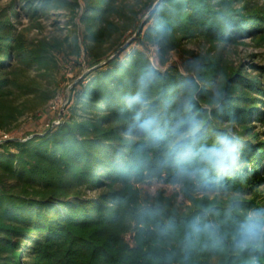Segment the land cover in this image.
<instances>
[{
    "label": "trees",
    "instance_id": "obj_1",
    "mask_svg": "<svg viewBox=\"0 0 264 264\" xmlns=\"http://www.w3.org/2000/svg\"><path fill=\"white\" fill-rule=\"evenodd\" d=\"M235 2L161 0L136 40L165 53L183 40L230 43L264 29V5L247 2L238 8ZM84 5L80 43L90 70L87 82L75 89L69 115L44 133L0 142V264H161L163 259L155 256L160 250H169L180 264H209L201 260L204 243L222 258L217 264H264V248L230 253L236 248L229 228L234 218L226 211L216 213L217 220H227L217 231L199 211L180 219L161 214L169 229L158 233L161 241L153 250L144 249L149 241L141 239L135 245L121 243L114 227L126 209H137L134 219L141 224L158 218L157 212L134 204V183L154 167L186 183L195 180L204 190H233L238 182L263 180L264 140L252 120H264V74L222 70L213 61L216 55L208 60L201 56L180 69L168 66L160 53L154 64L143 49L128 52L130 43L113 54L127 40L129 22L116 18L122 6L117 0H84ZM13 12L0 16L4 131H14L29 109V99L17 98L36 90L15 77V57L23 51L8 17ZM138 91L144 98L138 119L154 121L151 136L130 131L137 112L128 98ZM221 136L232 147L223 149L226 156L218 164L215 158L205 159L204 152L221 147Z\"/></svg>",
    "mask_w": 264,
    "mask_h": 264
},
{
    "label": "rangeland",
    "instance_id": "obj_2",
    "mask_svg": "<svg viewBox=\"0 0 264 264\" xmlns=\"http://www.w3.org/2000/svg\"><path fill=\"white\" fill-rule=\"evenodd\" d=\"M117 1L122 8L116 18L120 22H129L125 31L127 40L120 49L130 43L128 52L143 49L154 64L162 53L168 60V66L176 65L180 69L191 61H197L201 56H209L206 58L208 60L216 55L219 60L214 58L213 61L216 59L222 70H238L249 76L264 74V29L249 34L243 33L230 43L214 44L203 39L183 40L179 48L164 53L159 51L157 45L146 42L142 46L139 40H136L144 22L161 0ZM33 2L38 5V9L33 8ZM151 2H154L153 6L147 11L152 5ZM247 2L264 5L263 0H236L235 5L241 8ZM126 9V12H122ZM10 11H14V15L8 17L14 23L19 46L23 51L15 57L18 63L15 77L30 83L36 90L28 97L17 98L18 102H26L29 99V109L20 116L14 131L0 129V142L14 138L25 140L33 133H44L48 128L62 122L63 114L70 113L75 89L87 82L85 76L90 70L86 50L80 43L84 30L81 21L85 13L84 0H0V16H5ZM78 44L81 46L80 55ZM47 97L50 99L45 101ZM254 119L255 117L252 120L253 129L259 132L261 140H264V120ZM246 140L247 138L241 141V144ZM253 167L252 164L250 169ZM160 170L151 168L143 179L133 185L137 199L134 204L157 212L158 218L141 224L134 219L135 213H138L137 209H126L121 222L114 226L118 228L121 243L135 245V242L141 239L149 241L144 249L153 250L152 248L157 246L155 243L161 241L158 233L169 229L167 219L160 217L161 214L173 213L180 219L199 211L204 213L212 228L217 231L227 220H217L216 213L218 210L226 211L234 218L229 228H233L236 234L242 217L248 210L264 209V173L263 180L259 183L244 185L243 182H238L233 190L217 191L204 190L195 180L186 183L179 175H168ZM91 195H94V192ZM136 235L137 241L134 238ZM202 249H205L202 261L217 264L219 258L222 259L208 251V243H204ZM235 250L237 248H232L230 253ZM228 252L226 248L225 254L228 255ZM155 256L163 259L161 264H180L169 250H160ZM221 256L225 257L222 261L227 259L225 255Z\"/></svg>",
    "mask_w": 264,
    "mask_h": 264
},
{
    "label": "clouds",
    "instance_id": "obj_3",
    "mask_svg": "<svg viewBox=\"0 0 264 264\" xmlns=\"http://www.w3.org/2000/svg\"><path fill=\"white\" fill-rule=\"evenodd\" d=\"M144 83V78H141V84ZM144 103L142 94L138 91L135 95L128 98V105L134 111L137 112V116H134V123L130 129L136 135L151 136L154 130V121L151 119H138V109ZM191 133H189L190 135ZM221 147H212L204 152V158L213 160L215 158L218 164L223 162L226 153L224 148H231V141L221 136L219 139ZM234 150V149H232ZM196 231L201 229L195 226ZM234 246L239 250H245L249 248H264V209H252L248 210L242 217V221L239 225L237 233L232 237Z\"/></svg>",
    "mask_w": 264,
    "mask_h": 264
},
{
    "label": "water",
    "instance_id": "obj_4",
    "mask_svg": "<svg viewBox=\"0 0 264 264\" xmlns=\"http://www.w3.org/2000/svg\"><path fill=\"white\" fill-rule=\"evenodd\" d=\"M120 48H121V47H120ZM120 48H119V49H120ZM119 49H117L113 54H116V53L118 52ZM109 59H110V57L107 58V59H105V60H103L100 64L105 63V62L108 61Z\"/></svg>",
    "mask_w": 264,
    "mask_h": 264
}]
</instances>
